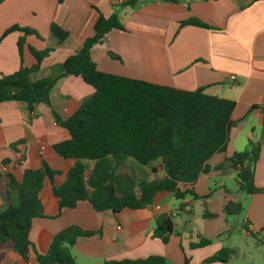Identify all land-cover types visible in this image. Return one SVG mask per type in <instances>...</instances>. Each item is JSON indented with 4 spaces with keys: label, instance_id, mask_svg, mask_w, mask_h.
<instances>
[{
    "label": "crops",
    "instance_id": "0c3cea01",
    "mask_svg": "<svg viewBox=\"0 0 264 264\" xmlns=\"http://www.w3.org/2000/svg\"><path fill=\"white\" fill-rule=\"evenodd\" d=\"M128 1L118 0L115 4L114 0H0V39L13 27L34 30L36 34L25 37V66L32 67L37 62L30 49L49 51L36 78L57 76L60 65L94 35L99 13L107 18L116 15L126 30H112L93 48L92 57L100 71L177 89H204L207 95L235 101L233 120L236 125L227 150L209 161L210 172L202 175L195 185L200 197L197 201L204 207L201 217L195 213L197 201L187 197L181 202L172 193H160L147 208L126 209L117 215L110 210L98 212L86 201L79 202L74 209H61L53 184L46 179L40 192L45 218L34 220L30 240L39 255H46L54 236L70 226L96 232L98 234L92 237L80 238L72 248L76 263L81 261L82 264L150 258L163 259L164 264H185L186 259L190 264H205V260L225 247L237 248L239 252L237 245L224 246L223 235L227 233L225 227L229 222L233 229L224 206L232 200L242 202L244 210L238 230L248 236L260 234L261 238L264 237V193L249 196L240 191L236 180L238 191L235 195L224 187L221 195L207 196L201 187L200 191L199 183H210L209 179L224 174V163L215 160L216 156L223 155L226 161L238 153L240 147L246 150L252 140L261 145L256 186L264 187V0H135L136 7L127 4ZM191 19L209 27L181 25ZM52 24L69 33L65 42L59 43L53 36ZM23 35L15 31L1 40L0 75L20 69L17 43ZM110 53L120 60L113 59ZM93 93L94 89L80 77L60 79L51 92V105H37L34 119L20 103H1L0 174H12L22 182L25 169H41L44 163L62 172L74 167L75 160L60 158L52 150L54 145L70 139L68 130L57 124V117L67 119ZM85 164L89 167L88 174L95 162ZM128 167L139 168L135 161L127 159L117 169L116 176L127 177ZM225 168L233 169L231 165ZM146 170L151 172L148 178H140L146 182L164 177L160 167L156 174L149 168ZM64 181V176L57 179L59 184ZM16 200L14 193L13 203ZM181 204L186 205V210L180 209ZM3 207L0 193V210ZM176 208L180 213L175 212ZM206 214L213 217L206 218ZM161 215L170 216L175 225L167 243L153 237ZM187 216L192 218L188 230L183 227ZM175 217H181V221L176 223ZM200 238L211 240L212 244L192 249L191 245L198 243ZM257 245H264V241L258 240ZM4 262L40 264L34 251L25 260L11 249L7 250ZM157 262L162 263L161 260Z\"/></svg>",
    "mask_w": 264,
    "mask_h": 264
},
{
    "label": "trees",
    "instance_id": "16d2710c",
    "mask_svg": "<svg viewBox=\"0 0 264 264\" xmlns=\"http://www.w3.org/2000/svg\"><path fill=\"white\" fill-rule=\"evenodd\" d=\"M127 4L137 6L135 0ZM181 25L209 27L196 19ZM115 29L126 30L116 15L107 18L99 13L94 35L60 65V74L44 78L36 76L41 72L42 61L49 51L30 49L37 62L32 67L25 66V37L36 34L34 30L13 27L0 39L1 42L15 31L24 34L17 43L20 69L9 75H0V104L20 103L34 119L37 105H51V92L60 79L80 77L94 89L92 96L73 115L65 120L57 117V124L68 130L70 139L54 145L52 150L60 158L75 160L74 167L62 172L44 163L41 169H25L22 182H18L12 174H0V193L4 200V207L0 210V264H5L6 252L10 249L25 260L34 251L40 264H77L72 255L76 242L98 234L70 226L54 236L46 255L36 252L30 232L35 219L45 218L40 192L46 179L53 184L61 209H74L79 202L86 201L98 212L110 210L117 215L126 209L140 210L153 205L160 193H172L181 202L187 197L199 200L195 192L196 183L202 175L210 172L209 161L227 150L231 131L236 125L233 120L237 106L235 101L207 95L204 89H177L98 69L92 50ZM51 32L59 43L69 38V33L56 24L51 25ZM110 56L120 60L113 53ZM260 155L261 145L249 140L245 151L226 159V163L238 174L240 191L249 196L264 193V187L256 186V165ZM127 159L149 168L155 174L160 167L164 177L152 182L129 180L131 189H135L134 194L121 193L116 172ZM85 162H95L88 174L89 167ZM61 176L65 177V181L59 184L57 179ZM14 193L16 203L12 201ZM180 209L186 210V205L181 204ZM243 210L240 201L232 200L224 206L227 216H238ZM174 230L171 217L161 215L153 237L167 243ZM211 244V240L200 238L191 248L201 249ZM238 257L237 248L225 247L204 263H229ZM159 260L164 264V260L158 258L104 264H158ZM185 264H190L188 259Z\"/></svg>",
    "mask_w": 264,
    "mask_h": 264
},
{
    "label": "rangeland",
    "instance_id": "374dc122",
    "mask_svg": "<svg viewBox=\"0 0 264 264\" xmlns=\"http://www.w3.org/2000/svg\"><path fill=\"white\" fill-rule=\"evenodd\" d=\"M240 148L241 149L238 152L245 151L244 149H242V147ZM214 159L215 160L220 159L221 162L224 163L223 164L224 174L223 175L220 174V176L218 175L217 178L209 179L210 183H207V182L199 183V189L201 187L202 191L205 192L207 196H211L213 194V196L215 195V197H217L219 194L221 195L223 193L224 187H226L229 191L233 193V195H235L236 192L238 191V186L236 183L237 175H238L237 172L234 169L232 170H230L229 168L224 169V167L228 166L229 164H227L226 161H223L224 159L223 155L216 156ZM215 160H213L211 163H214ZM137 165L139 167L138 170H134L131 167H128L125 172L127 174V177L119 178L118 187L121 193L134 194L135 189L134 188L131 189L132 187L129 186L130 185L129 180L141 181L143 179H140V178L146 179L148 178L149 173H151V172H147L146 170L147 168L145 166H142L139 164ZM258 177L260 178V173ZM217 186L218 188L216 189V191L212 193V191ZM209 188H211L212 190L210 191ZM195 190H196V187H195ZM178 202L179 201H176V203ZM177 209L178 208H176L175 212L180 213ZM194 209H195V213L197 214V216H200L201 215L200 213L203 211L204 207L199 201H197L195 202ZM180 216L185 217L183 216V214H180ZM181 217L174 218L176 223L178 221H181ZM241 217L242 215L230 216L231 223L233 224V229L232 230L230 229V222H229L227 226L225 227L227 228L225 229L227 233L223 235L224 236L223 238L224 246H228V244H230V245H237V247H239V257L235 259V261L232 262L231 264H264V247H263L264 245H257V241L258 240L264 241V237L262 236L260 238L259 237L260 234L257 236H253V235L248 236L245 232L238 230V223L240 222ZM184 219L186 218H183V220ZM191 219H192L191 216H187L186 222L183 223L184 229H187V230L190 229V226L192 224ZM218 221H222V220H218ZM244 258L246 260H244ZM77 262H78L77 264H82L81 261H77Z\"/></svg>",
    "mask_w": 264,
    "mask_h": 264
},
{
    "label": "water",
    "instance_id": "95a60500",
    "mask_svg": "<svg viewBox=\"0 0 264 264\" xmlns=\"http://www.w3.org/2000/svg\"><path fill=\"white\" fill-rule=\"evenodd\" d=\"M163 163H165V160H163ZM205 216H206V218H212L213 217L212 214H206Z\"/></svg>",
    "mask_w": 264,
    "mask_h": 264
},
{
    "label": "built area",
    "instance_id": "2783aa9c",
    "mask_svg": "<svg viewBox=\"0 0 264 264\" xmlns=\"http://www.w3.org/2000/svg\"><path fill=\"white\" fill-rule=\"evenodd\" d=\"M114 3H115V4L118 3V0H114ZM231 79H232V80H235V77H232Z\"/></svg>",
    "mask_w": 264,
    "mask_h": 264
}]
</instances>
